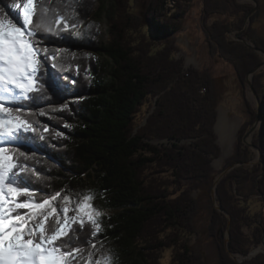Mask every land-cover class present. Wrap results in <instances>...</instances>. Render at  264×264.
Here are the masks:
<instances>
[{"label":"trees","instance_id":"trees-1","mask_svg":"<svg viewBox=\"0 0 264 264\" xmlns=\"http://www.w3.org/2000/svg\"><path fill=\"white\" fill-rule=\"evenodd\" d=\"M111 1L109 5V0H37L30 27L39 23L44 7L50 16H65L69 26L51 32L38 29L39 47L47 48L48 58L40 53V90L22 109L33 131L22 134L21 143L8 145L24 153L19 163L25 170L18 178L27 179L37 202L56 193L68 195L72 203L91 195L93 207L107 213L99 218V232L85 221L83 227L73 224L69 235L56 241L64 251L83 250L76 254L75 264H87L93 242L97 249L109 251L113 264H165L171 250V264H206L188 239L199 233L194 221L198 202L189 196L183 180L202 190L214 178L212 161L221 152L215 133L220 103L215 78L207 69L184 72L183 62L174 56L169 38L181 31L187 12L181 6L162 22L167 0H149L144 18L133 12L132 0ZM204 4L208 52L232 65L244 86L262 59L229 34L239 35L252 7L237 0H204ZM216 15L229 18L209 23ZM105 18L110 22L106 44L100 35ZM256 18H251L243 36L264 50V38L255 33ZM263 79L264 70L255 76L263 117L255 145L263 160L253 168L245 166L253 159L244 142L249 126L245 125L226 163L242 166L217 186V202L230 214L231 225L213 206L208 227L218 249L217 264H264L263 253L243 262L230 255L248 256L264 241V223L257 222L260 212L247 204L249 183L254 193L264 195ZM247 106L251 121L256 120L257 113ZM154 140L193 144L159 147ZM235 189L246 200L237 199ZM15 198L26 199L19 194ZM54 218L50 217L48 228Z\"/></svg>","mask_w":264,"mask_h":264},{"label":"snow or ice","instance_id":"snow-or-ice-1","mask_svg":"<svg viewBox=\"0 0 264 264\" xmlns=\"http://www.w3.org/2000/svg\"><path fill=\"white\" fill-rule=\"evenodd\" d=\"M33 4L34 0H25L22 4L13 3L11 9L18 10L13 18H9V14L0 9V264H45V261L47 264H75L76 254L83 250L76 247L64 251L63 245L55 242L67 237L73 224L78 223L83 227L85 221H88L94 233L101 230L100 213L91 203L93 197L85 195L82 202L73 207L71 198L66 196L59 211L52 204L59 193L37 202L27 179L18 178L19 173L25 170L19 163V157L24 156V153L18 152L15 147H8L21 143L24 139L19 135L21 132L33 131L31 124L24 118L25 112L22 109L25 102L32 99V94L40 90L37 84L41 66L40 53L48 58L47 48L39 47L38 29L51 32L64 30L69 26L65 16L57 18L56 13L50 16L49 9L44 7L39 23L30 28L36 15ZM60 25H64V28ZM74 27L78 28L79 25ZM51 66L57 65L53 63ZM13 193H19V196L26 199L21 201L14 198ZM19 209L28 211L21 213ZM35 209L44 211L36 212ZM70 212L74 215L70 216ZM50 217H55L52 228L47 227ZM90 248L86 257L87 264H113L112 256L103 252L102 246L97 249L93 242ZM97 252L100 253V258L94 260ZM80 259L84 257L81 256Z\"/></svg>","mask_w":264,"mask_h":264},{"label":"rangeland","instance_id":"rangeland-1","mask_svg":"<svg viewBox=\"0 0 264 264\" xmlns=\"http://www.w3.org/2000/svg\"><path fill=\"white\" fill-rule=\"evenodd\" d=\"M17 2L22 4L25 2V0H0V9H3L5 13H8L9 18H13L17 15L18 10H12L11 5ZM111 2L112 1L109 0V5H111ZM132 2H133V12L136 15L144 18L149 0H132ZM237 2L241 5L252 7V10L250 11V13L256 9L251 16V18L254 16H257L256 24L254 26L256 29L255 33L257 37L264 38V0H254V1L253 0H237ZM36 6H37V0H34V4H33L34 10L36 9ZM179 6L182 7L183 11L185 10L187 12L182 22L181 31L177 35L171 36L169 38V41L174 45V52H173L174 56L177 61L183 62V68H184L183 71L186 73L190 72L191 70H200V71L205 70V69L209 70L212 73L213 77L215 78V89L220 99L219 109H218V118H217V122L215 126V133H216V143L220 147L221 152H220V155L218 157H215L212 161L214 178L211 180L210 183L205 184L206 186L203 187L204 189L202 190L196 188L192 181L183 180V184L185 185V188L187 192L189 193V196L193 200H196L198 202L194 221H195V226L199 233L192 234L188 237L190 244L191 246H194L197 251L201 252L204 255V260L206 264H217L218 262L217 245L215 241L211 237H209V230H208L212 208L214 206V208H216L219 211L218 208L220 206L217 202V186L219 185V183L223 180V178L229 172L242 166L241 164H237L234 166L227 167L226 163L233 156L235 152L234 151L235 145L237 143L240 132L244 130L245 125L246 126L249 125L247 127L249 131L252 125L256 121V120L251 121L252 115L250 116L251 118L248 116V113H247L248 110L246 111V109H248L247 103L249 104V108L255 111L257 115H258V108L260 104L261 114H262V100H261L262 98L259 96V93L255 89V76L264 70V65H263L264 64V54H263L264 50L259 48L261 51H263V53H259L255 51L258 54V56H260L262 59V63L259 66L261 65L263 66L251 79L253 89L255 90L259 98V102H258L257 97L254 94L252 88L248 85L247 81H248L249 75L247 76V79L243 86L239 82L232 65L227 64L226 62L217 58L216 56H211L209 54L208 49L206 47V37H205L206 34H205L204 21H203V16H204L203 10H205L204 0H191V1L189 0H167L165 2L164 10L161 11L160 21L163 22L167 20L168 18L167 16L171 14L172 12L176 11L179 8ZM95 9L97 10L100 9L99 2L95 6ZM228 18L229 17H225L222 15H216L215 18L209 21V23H212L213 21L218 20V19L226 20ZM251 18L248 21V27L246 28L245 32L247 31V29H249V27H251V21H252ZM13 22L14 23L16 22L15 19L13 20ZM246 22H247V19H246ZM109 30H110V22L108 18H105V20L100 25V35H102L101 41L104 44L109 42V36H108ZM243 35L242 37H245ZM229 38L233 41L241 42L239 39V35L236 32L229 34ZM251 43L254 46H256L252 41ZM262 81H263V85L261 88L264 89V79ZM155 107H156V104H155ZM155 107L152 109V111L149 114H147V116L144 119V122L141 123L140 127L147 123L148 117L150 116L152 112H154ZM222 113H225L227 115L228 120L223 124V127L221 128V130H219L218 123H219ZM237 119H240L239 124L236 123ZM262 125H263V122L261 123L260 127L256 130V133H254L249 138V142L252 145H254L255 148H251L249 145L245 143L248 147H250L251 155L253 158L250 162L245 164L246 167L253 168L256 165L260 164L263 160L262 151L255 145L257 133L262 127ZM234 128H236L237 130H234L235 131V141L233 144L232 152L230 153V155L223 158V153H224L223 147H222L223 137L228 136L231 133V130ZM247 133L244 136V142H245V137ZM152 143L159 147H162L164 145L173 146L174 143L190 146L193 144V141L183 140L181 142H177V141H169V140H154L152 141ZM218 159H221L222 161L220 166L216 164ZM252 186H253L252 183L248 184V187H249L248 191H251V193L247 199L248 201L247 204H250L249 208L251 209V211L257 212V213L260 212V216L257 222L264 223V195H261L259 192L254 193L252 191ZM18 194L19 193H13V196H18ZM235 195L237 199L246 200V197L240 195L236 189H235ZM66 196L69 197L68 195H64V196L58 197L55 201H52L53 206L56 207L58 210H61L63 206V199ZM82 199L83 198L75 199L72 203L73 207H75L77 204L82 202ZM34 211L42 212L44 211V209H35ZM98 212L100 213L99 218L107 214L101 211H98ZM219 212L226 215L229 221V226H230L231 221H232L230 214H228L225 210L224 212H221V211ZM69 215L72 216L74 215V213L70 212ZM8 223L11 224V221H9ZM243 232L245 234H248L249 231L248 229L245 228ZM229 240H230V233L228 232L226 241L229 242ZM226 241H225V244H226ZM262 243L257 248L251 247L253 248L251 252H253L254 250H258V249L261 251H264V244ZM227 251L229 252V250ZM104 252L110 255L109 251H104ZM261 253L264 254V252H261ZM171 254H172V250L167 251L166 257L164 260L165 264H171ZM93 258L94 260H98L100 258V253L97 252ZM234 258L238 262L245 261L243 260L244 256L241 254L239 255L235 254Z\"/></svg>","mask_w":264,"mask_h":264},{"label":"water","instance_id":"water-1","mask_svg":"<svg viewBox=\"0 0 264 264\" xmlns=\"http://www.w3.org/2000/svg\"><path fill=\"white\" fill-rule=\"evenodd\" d=\"M253 1H254V0H253ZM255 10H256V9H255ZM255 10H254V11H255ZM254 11H252V12L249 14V16H248V18H247V22L245 23L243 29L241 30V32H240V34H239V39H240L241 42L245 43L248 47H250V48L253 49L254 51H257V52H259V53H263V51H261L258 47L254 46V45L251 43V41H249V40H248L247 38H245V37H242V35L244 34L246 28L248 27V21H249V19L251 18V16H252V14L254 13ZM263 54H264V53H263ZM263 65H264V64H263ZM263 65L258 66V67H256L254 70H252V71L250 72L249 76H248V81H247V82H248V85L252 88L254 94L256 95V97H257V101H258V102H259V98H258V96H257V94H256V92H255V90L253 89V86H252V83H251V79H252L253 76H254V75H255V74H256V73L262 68ZM262 122H263V118H262V114H261V105L259 104L257 119H256L255 123L252 125L251 129L248 131V133H247V135H246V137H245V143H246L247 145H249L251 148H255V147H254V145H252V144L249 142V138H250L254 133H256V130L260 127V125H261ZM218 209H219V211L224 212V210H223L221 207H219ZM262 244H264V241H263ZM226 245H228V241H226ZM261 252H264V251L254 250V251L251 252L248 256H244L243 260H250V259H252L253 257H255L256 255H258L259 253H261ZM229 253H230V252H229ZM230 255H231L232 257L235 256L234 254H231V253H230Z\"/></svg>","mask_w":264,"mask_h":264},{"label":"bare ground","instance_id":"bare-ground-1","mask_svg":"<svg viewBox=\"0 0 264 264\" xmlns=\"http://www.w3.org/2000/svg\"><path fill=\"white\" fill-rule=\"evenodd\" d=\"M228 120L227 115L225 113L221 114L219 123H218V129L221 130V128L223 127V124ZM236 123L239 124L240 123V119L236 120ZM237 127V126H236ZM237 130L236 128L231 130V133L228 136H224L223 140H222V147H223V158L227 157L228 155H230V153L232 152V148H233V144L235 141V131ZM230 132V131H229ZM222 161L221 159H218L217 161V165H221ZM263 247V246H261ZM258 251H261L258 249ZM45 264H47V261H45Z\"/></svg>","mask_w":264,"mask_h":264}]
</instances>
